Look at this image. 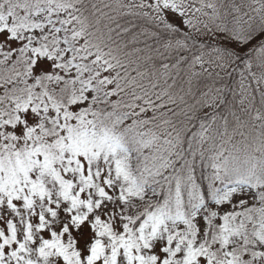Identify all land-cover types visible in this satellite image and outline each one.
<instances>
[{
	"label": "snow or ice",
	"instance_id": "obj_1",
	"mask_svg": "<svg viewBox=\"0 0 264 264\" xmlns=\"http://www.w3.org/2000/svg\"><path fill=\"white\" fill-rule=\"evenodd\" d=\"M0 264H264V0H0Z\"/></svg>",
	"mask_w": 264,
	"mask_h": 264
}]
</instances>
